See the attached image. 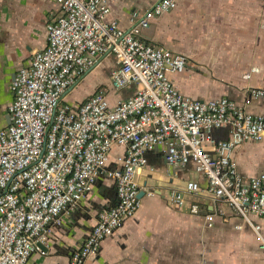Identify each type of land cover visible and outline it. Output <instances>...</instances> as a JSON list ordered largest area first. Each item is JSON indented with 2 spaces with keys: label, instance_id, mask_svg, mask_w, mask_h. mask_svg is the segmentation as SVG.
Segmentation results:
<instances>
[{
  "label": "built area",
  "instance_id": "2783aa9c",
  "mask_svg": "<svg viewBox=\"0 0 264 264\" xmlns=\"http://www.w3.org/2000/svg\"><path fill=\"white\" fill-rule=\"evenodd\" d=\"M60 16L47 25V46L35 52L12 84L11 123L0 130V264H28L49 242L64 216L79 211L100 181L113 182L117 203L99 212L96 225L70 264H86L101 244L141 207L137 174L147 154L163 148L173 169L193 163L216 203L236 212L264 242L256 216L264 220V174L245 178L234 152L249 142L264 144V113L247 107L264 102V87L249 88L243 104L228 98L200 101L184 96L171 75L184 73L188 59L142 38L152 22L182 0H159L134 10L128 29L108 20L110 0H56ZM106 56L117 67L110 74L115 92L137 86L134 95L111 105L98 90L78 105L66 96ZM229 128L218 140L215 132ZM115 148L122 153L111 161ZM201 186L189 182L173 194L177 208ZM200 206L190 204L189 214ZM207 214V228L215 223ZM241 229V226H237Z\"/></svg>",
  "mask_w": 264,
  "mask_h": 264
},
{
  "label": "crops",
  "instance_id": "0c3cea01",
  "mask_svg": "<svg viewBox=\"0 0 264 264\" xmlns=\"http://www.w3.org/2000/svg\"><path fill=\"white\" fill-rule=\"evenodd\" d=\"M159 0H110L108 20L128 29L134 10H146ZM61 14L56 0H0V130L11 123L12 84L31 56L47 46V25ZM142 38L188 59L187 70L171 79L186 97L210 101L228 98L243 104L249 88L264 87V0H182L177 7L152 22ZM117 67L113 56L101 59L96 68L66 96L78 105L98 90H106L111 105L135 94L137 86L115 92L110 74ZM89 95V96H88ZM247 112L264 113V102L253 101ZM229 136V128L215 132L218 140ZM113 150L111 161L122 153ZM234 161L245 178L264 174V144L249 142L234 152ZM147 166L136 181L141 207L110 237L100 252L86 264H264V242L225 203H216L207 192V182L190 163L173 169L163 148L147 154ZM201 186L197 196H187V205H173V194L183 192L189 182ZM115 186L100 181L83 201L79 211L64 216L49 242L42 244L28 264H70L72 254L96 225L98 214L112 206L102 188ZM200 206L199 215L189 214L190 204ZM215 214L212 228L205 216ZM261 226L264 220L253 216ZM241 226V229H237Z\"/></svg>",
  "mask_w": 264,
  "mask_h": 264
},
{
  "label": "trees",
  "instance_id": "16d2710c",
  "mask_svg": "<svg viewBox=\"0 0 264 264\" xmlns=\"http://www.w3.org/2000/svg\"><path fill=\"white\" fill-rule=\"evenodd\" d=\"M99 187L102 188L104 195H108L111 197V200L113 201V204L111 207L116 205V203H117L116 187L113 186V187L107 188V187H104L103 185H100Z\"/></svg>",
  "mask_w": 264,
  "mask_h": 264
},
{
  "label": "water",
  "instance_id": "95a60500",
  "mask_svg": "<svg viewBox=\"0 0 264 264\" xmlns=\"http://www.w3.org/2000/svg\"><path fill=\"white\" fill-rule=\"evenodd\" d=\"M141 195H142V194H141ZM141 195H140V196H141ZM38 246H39L40 248H43L42 244H39Z\"/></svg>",
  "mask_w": 264,
  "mask_h": 264
},
{
  "label": "rangeland",
  "instance_id": "374dc122",
  "mask_svg": "<svg viewBox=\"0 0 264 264\" xmlns=\"http://www.w3.org/2000/svg\"><path fill=\"white\" fill-rule=\"evenodd\" d=\"M94 94V93H93ZM89 96V95H88ZM91 96V95H90ZM85 101V100H84Z\"/></svg>",
  "mask_w": 264,
  "mask_h": 264
}]
</instances>
